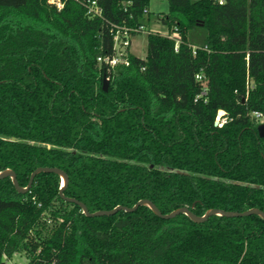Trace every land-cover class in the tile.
Wrapping results in <instances>:
<instances>
[{
  "label": "trees",
  "instance_id": "16d2710c",
  "mask_svg": "<svg viewBox=\"0 0 264 264\" xmlns=\"http://www.w3.org/2000/svg\"><path fill=\"white\" fill-rule=\"evenodd\" d=\"M57 1L0 0V172L26 187L37 167L59 168L63 195L90 212L142 199L163 214L264 212V137L249 115L264 114V0H167L168 34L149 31L145 57L113 67L97 60L114 54L112 26H144L149 0H95L92 18L87 0ZM61 184L41 171L22 193L0 178V264H264L258 214L87 216Z\"/></svg>",
  "mask_w": 264,
  "mask_h": 264
},
{
  "label": "water",
  "instance_id": "95a60500",
  "mask_svg": "<svg viewBox=\"0 0 264 264\" xmlns=\"http://www.w3.org/2000/svg\"><path fill=\"white\" fill-rule=\"evenodd\" d=\"M107 85H108V79L106 77L103 78V89L107 90ZM257 133L259 137H264V123H259L257 124ZM54 172L57 173L61 176L62 179V184H61V188L59 190V194L60 196L68 201V202H73L77 205H79L83 212L87 215V216H100V215H110V214H114L117 211L123 210L126 212H132L134 210L137 209V207L139 205H147L153 212L154 214H156L158 217L163 218V219H169L172 217H175L178 214H186L188 215L193 221L195 222H203L205 221L209 216L217 214V215H223V216H228V217H237V216H247V215H251V214H258L260 215L262 218H264V212L261 211L258 208H250L248 210L242 211V212H237V211H225V210H218V209H209L204 215L202 216H198L196 214H194L192 211H190L188 208L186 207H180L177 208L167 214H163L151 201L146 200V199H142L139 200L135 205H133L132 207H127V206H123V205H118L116 207H114L113 209H109V210H97L95 212H90L87 207L85 206V204L79 200H76L74 198H69V197H65L62 193V189L65 187L66 183H67V175L65 174V172H63L61 169L56 168V167H37L30 175L28 184L26 187H22L19 185L17 179H16V174L13 170L11 169H6L2 172H0V178L3 177H10L12 179L13 185L16 188V190L18 192H26L29 190L33 178L34 176L41 172Z\"/></svg>",
  "mask_w": 264,
  "mask_h": 264
},
{
  "label": "built area",
  "instance_id": "2783aa9c",
  "mask_svg": "<svg viewBox=\"0 0 264 264\" xmlns=\"http://www.w3.org/2000/svg\"><path fill=\"white\" fill-rule=\"evenodd\" d=\"M58 6H61L62 4L59 1H56ZM146 10V9H145ZM146 12V11H145ZM87 15L89 17H96L101 15V8L96 4L95 0H87ZM145 29V26L141 25L136 28H127V27H121L117 25L112 26V35H113V48H114V54L112 56H105V57H98V62H104L108 66L113 67L117 64H126L127 63V52L128 48L131 42V37L135 33H140ZM167 35V34H165ZM170 38H173L172 35H168ZM196 79L202 80L203 76L201 73L196 74ZM246 94L245 98L247 97L248 90L252 88V80L247 77L246 78ZM205 92V88L202 91ZM198 97V95H197ZM251 119H254L258 124L264 123V114L260 111H252L250 112ZM227 120L226 113L223 110H219L215 116L214 124L218 127H221ZM8 263L3 262L2 264H16L11 259L7 260Z\"/></svg>",
  "mask_w": 264,
  "mask_h": 264
},
{
  "label": "rangeland",
  "instance_id": "374dc122",
  "mask_svg": "<svg viewBox=\"0 0 264 264\" xmlns=\"http://www.w3.org/2000/svg\"><path fill=\"white\" fill-rule=\"evenodd\" d=\"M57 1V0H51ZM149 9L150 16L149 22L146 23L145 29L137 34L132 40V45L130 50L138 57H145L146 55V45H147V33L149 31L159 32L168 34L167 28L165 25L161 24L157 18L158 13H166L168 10V2L167 0H149ZM158 30V31H155ZM173 37L177 36L175 33L171 34ZM206 36V30L204 28H196L192 31L188 32L187 38L188 41L191 42L195 46H200L203 43V39ZM130 46V45H129ZM130 52V51H128ZM11 261L16 264H27V258L23 253H16L13 255ZM6 263H8L6 261Z\"/></svg>",
  "mask_w": 264,
  "mask_h": 264
},
{
  "label": "crops",
  "instance_id": "0c3cea01",
  "mask_svg": "<svg viewBox=\"0 0 264 264\" xmlns=\"http://www.w3.org/2000/svg\"><path fill=\"white\" fill-rule=\"evenodd\" d=\"M149 11H150V9H149ZM145 27H146V24L144 25ZM155 31H158V30H155ZM160 32V31H159ZM161 34H164V33H161ZM135 36H137V34L136 35H133L132 37H131V42H130V46H129V48H128V50L131 52V50H130V47H131V45H132V40H133V38L135 37ZM132 53V52H131ZM132 54H134V53H132ZM142 58H144V57H142Z\"/></svg>",
  "mask_w": 264,
  "mask_h": 264
}]
</instances>
